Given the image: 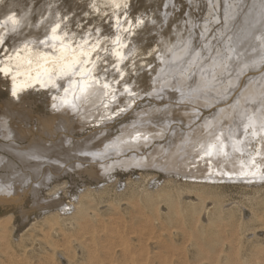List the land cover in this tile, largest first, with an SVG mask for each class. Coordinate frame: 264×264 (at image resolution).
Returning a JSON list of instances; mask_svg holds the SVG:
<instances>
[{"label":"bare ground","instance_id":"1","mask_svg":"<svg viewBox=\"0 0 264 264\" xmlns=\"http://www.w3.org/2000/svg\"><path fill=\"white\" fill-rule=\"evenodd\" d=\"M42 1L40 6L32 0L0 1V47L9 54L0 58V71L7 77L13 97L3 102L0 113V133L5 141L0 151L8 155L0 154L1 207L20 206L25 194H29L34 209L52 205L54 202H45L40 192L49 188L54 178L70 172L104 183L117 169L138 168L164 173L165 184L175 183L173 177H177L199 187L190 189L248 184L258 193L263 188L264 32L259 34L264 30L263 10L254 12L253 7L236 20L238 14L231 17L230 7L220 9L216 0L213 6L208 2L204 21L197 27L205 34L194 46L193 36L198 32L192 17L175 19L179 0L164 10L161 20H152L132 36L113 41L111 58L117 77L108 81L98 72L100 43L77 37L73 43L74 38L61 26V10L69 0ZM95 1H100L104 10H114L132 0ZM228 22L231 30L239 28V40L223 56L214 43L204 40L214 31L218 38L214 42L225 41ZM57 24L60 27L54 33ZM149 41L154 47L150 52L153 58L138 68L133 58ZM179 60L181 66L170 70ZM125 61L130 63L128 69L123 67ZM222 73L232 76L223 77ZM38 90L46 92L49 101L44 118L35 120L39 124L34 131V126L30 129L27 125L33 118L30 108L34 103H29L24 92ZM122 101L124 106L114 119L112 109ZM162 188L156 185V190L141 192L138 200L130 202L139 216L130 218L132 225L128 227L135 225L136 230L129 236L124 234L126 226L116 219H96L89 214L88 190L75 197L69 208L56 196L60 202L55 206L68 216L71 231L81 238L90 234L78 242L74 239L82 249V264H167L162 249L178 256L185 251L184 246L178 248L164 240L169 225L192 236L186 239L195 244L198 258L209 257L204 248H211L220 239L212 241L214 223H204L197 213L199 205L206 207L207 198L197 193L188 202L183 197L189 188H184L175 200ZM55 189L60 191L49 188V196L56 195ZM158 200L163 202L162 210L155 206ZM209 200L212 205L220 202L216 197ZM116 208L109 206L111 211ZM231 210L233 207L215 209ZM10 219L0 216V264L21 250L19 243L7 240L4 230ZM56 219L46 223L59 226ZM251 219L264 231V211L254 212ZM150 249L161 254L151 251L150 256ZM251 250V255H245V264H256L264 255L260 245ZM174 264L185 263L176 260ZM204 264L240 262L232 250L230 256L214 255Z\"/></svg>","mask_w":264,"mask_h":264},{"label":"rangeland","instance_id":"2","mask_svg":"<svg viewBox=\"0 0 264 264\" xmlns=\"http://www.w3.org/2000/svg\"><path fill=\"white\" fill-rule=\"evenodd\" d=\"M32 1L37 3V6H40L43 2L42 0ZM216 1L220 9L225 8V5L232 9L230 10L232 12L231 17L238 14L236 20L240 18L239 16H241V14L244 15L245 12L249 13L253 7L254 12L258 9L264 12V0ZM178 2L179 0H169L168 2L167 0H132L126 7L104 10L105 7L100 4V1L69 0L66 7L61 10V26L68 34V37H77V40L89 38V43H100L99 47L101 51H99V54L101 57L96 59L98 61V72L103 75L104 79L111 81L117 77L115 64L111 58V50L114 46L113 41L119 38L123 39L131 35L132 32H134V34L137 33L144 25L152 23V20H161L165 14L164 10H169L173 3L177 4ZM208 2H210L211 6L215 3L213 0H180V5H178V8L175 7L174 9L177 22L186 19L187 16L192 17L190 20L191 22L193 21L192 24L196 26L195 29L198 32V36H193L194 46H198L199 39L205 34L197 29V27L204 21L202 16L207 9L206 6ZM96 5L99 6V9L94 8ZM56 6H60V4L57 3ZM1 23L2 20H0V27ZM63 25H65V27ZM225 25L228 27L227 31L229 30V33H226L227 38L225 41H220L218 43L214 42L218 39L214 37V35H216L214 31L209 32L207 38L204 40L207 41L209 39L211 44L214 43L215 47H217L216 51L218 54L223 56L226 55L225 51L235 45L237 40H239L237 34L239 33V28L231 30L229 28L231 27L229 26V22ZM97 27H99L98 31ZM263 32L264 30L259 34ZM152 36H154V34H152ZM75 38L72 41L73 43L77 42ZM153 48L151 41H149L143 46L141 51L136 53L133 58L136 67L141 68L144 65L150 64L149 61L153 58V53L150 52H152ZM195 53L196 47H194L193 58L195 57ZM4 55H6V57L9 55L8 50L6 48H1L0 58ZM197 60L198 59H196V61ZM180 62L179 60L172 64L169 69L178 68L181 66ZM189 63H191V61ZM182 65H184V62ZM129 66V61H125L123 67L128 69ZM183 68H186L185 65ZM226 75L227 74L222 73L223 77ZM231 76L232 75H229L228 77ZM220 79L221 77L218 78V80ZM8 83L7 77H4L0 71V113L3 102L13 98L8 90ZM65 89L66 88H63V90ZM24 96L29 98V103H34L30 108V111L33 113L32 119L34 122L32 123V119L27 122V125L30 124V129L34 126V130L39 124L36 121L44 118V114L46 115L49 98L46 92L39 90L35 92L25 91ZM124 103L125 102L122 101L120 105L116 104L112 109L113 113H115L114 119L120 114L119 107L124 106ZM42 137L43 135L41 138ZM3 142L5 141L0 133V144H3ZM0 154L8 157L3 151H0ZM78 175L76 172H70L60 175V177L58 176V179L54 178L52 182H50L49 188H60V191L55 189L57 192L54 197L49 196V188L42 189L39 196H42L41 198H43L45 202H54L52 205L49 204L45 208L34 209L36 207L33 206L29 194L24 195L21 201L22 204L18 207L15 204L0 206V216H11L10 221L5 224L4 230L7 240L11 243H19L21 245L19 253H13L3 264H82V249H80L77 242L83 238L87 239L90 234H84L83 238H81V236L71 231L72 225L70 221L67 220L68 216L60 210L59 206H55L60 202L57 198H61L63 205L69 208V204L75 197L79 196L83 191L88 190L90 193L88 202L91 203L89 214L95 216L96 219H116L115 221L126 226L127 229L125 228L124 234L129 236V232L131 233L134 228V230H136L135 225H133L132 228L128 227L132 225V220L130 218H132V216L134 217V215L139 216L136 212L134 213V208L131 207L130 202L138 200L141 192L156 190V185L163 187L162 190L169 192V197L175 200L180 197V193L184 191L182 190L184 188H189V193H185L186 196L183 197L184 200L188 202L193 201L197 193L205 196L207 198L206 207L199 205L197 207V213L200 220L204 223L209 221L214 223L213 227L215 231H213L214 237H212V241H215L217 238L220 239V241L211 248H204L205 251L203 253L207 254L209 257L205 258L201 256L202 258H198L195 255V244L190 241L188 242V239H186L189 238L191 240L192 236L189 237L186 234L182 235L179 229L169 225L167 230L164 231V234H166L164 240H166L167 243H173L178 248L184 246L185 251L178 256L174 253L167 252L165 249H162L164 254H161L158 250L150 249L148 250L150 256L152 253L159 252L167 264H174L176 260L185 264H204L208 263L211 256L218 255L224 258L230 256L231 251L234 250L239 256L240 264H245V255L249 256L253 253L251 247L260 245L261 249L264 251V231L260 230L262 225L251 219L254 212L260 213L264 211V185L261 186V188H263L259 189L258 193L254 186H249L248 184H211L209 186L213 189H190L199 187L187 185L177 177H173V179L175 183L180 184V186L175 183L165 184L163 182L165 179L164 173L156 171L147 172L138 168L131 171H121L117 169L110 174V179L104 183L95 182L83 173ZM64 183L65 185L62 186L64 188L60 187ZM196 190L197 192H195ZM214 197L220 200L216 205H212L209 200ZM112 205L117 206L115 211L109 209V206ZM155 206L158 207L159 210L164 208L161 200H158ZM230 207H233V210L229 212L215 211V209H229ZM131 209L133 211H130ZM21 214L23 216H21ZM68 215L70 214L68 213ZM52 218H57L58 220H56L60 225L55 226L52 223H50V225L46 223L50 222ZM234 227L236 228L235 230H233ZM127 230L128 232H126ZM156 234L157 232L155 235ZM134 235H137L136 231ZM74 239L77 242H74ZM101 240L102 239H99V241ZM54 249H61V252ZM179 257L181 259H178ZM260 261L261 263H258ZM256 262V264H264V255Z\"/></svg>","mask_w":264,"mask_h":264},{"label":"snow or ice","instance_id":"3","mask_svg":"<svg viewBox=\"0 0 264 264\" xmlns=\"http://www.w3.org/2000/svg\"><path fill=\"white\" fill-rule=\"evenodd\" d=\"M59 27H60L59 24H57L56 27H54V28L52 29V31L55 33ZM56 38H57V37H53V39H56ZM0 42H2V41H0ZM42 43H43V42H42ZM105 87H107V85H105ZM15 94H16L15 91H13V95H15Z\"/></svg>","mask_w":264,"mask_h":264}]
</instances>
